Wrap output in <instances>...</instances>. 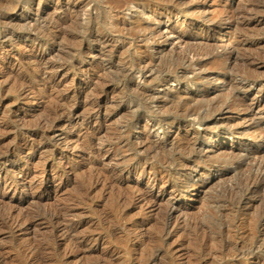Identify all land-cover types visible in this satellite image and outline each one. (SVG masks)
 I'll return each instance as SVG.
<instances>
[{"label":"rangeland","instance_id":"obj_1","mask_svg":"<svg viewBox=\"0 0 264 264\" xmlns=\"http://www.w3.org/2000/svg\"><path fill=\"white\" fill-rule=\"evenodd\" d=\"M123 1L0 0V264H264V185H254L257 170L225 163L199 165L194 158L206 156L209 151L204 147L208 145H230L234 137L226 125L230 118L243 127L255 124V130L264 131V0H230L226 9L223 3L227 1L222 0H155L181 11L171 19L161 15L158 19L164 24L174 26L179 18L185 24L195 21L198 29L203 26L201 29L208 30L219 21H228L241 1L242 17L232 25L245 23L247 31L238 32V40L233 39V46L241 49L238 61L226 62L236 65L239 77L234 83L245 89L248 86L246 94L238 93L248 111L238 115L222 103L229 95V86H225L228 90L221 88L224 95L219 93V99L211 95L204 101L202 93L213 90L212 86L203 89L206 81L186 85L173 78L168 82L179 95L193 94L203 99L194 104L202 103L200 114L205 110L213 116L203 123L194 120L196 115L189 120L183 117L181 108L175 106L176 102L168 103V98L143 101L134 94L132 80L135 77L139 81L140 74L127 73L128 65L148 54L163 73L188 74L189 79L194 75L180 66L177 58L163 57L162 62L157 56L155 49L161 47L158 43L167 38L171 42L173 35L150 44L136 43L137 36L124 26L132 10H122ZM193 1L204 3L198 10L201 12L189 13L188 7L197 4ZM248 8L254 9L252 13ZM216 78L212 79L215 85ZM164 86L157 83L152 90L162 94ZM198 86L202 87L200 91H196ZM178 97L175 93L171 98ZM170 122L174 131L166 132L167 136L163 129ZM191 122L200 132L206 124L216 125V134L225 140L208 144L202 137L196 153H172L171 139L176 135L192 138L191 131L185 129ZM140 125H148L149 131ZM139 134L150 135L155 141L165 136L168 149L159 152L162 155L137 154L134 143ZM263 146L264 142H258L255 148L263 150ZM183 160L199 171L190 168L184 178L169 172L181 170ZM33 171L37 178L32 186L20 179V174ZM12 174L13 179L9 177ZM201 174L207 175L200 181L206 187L203 192H184L182 188L172 193L173 185L186 178L193 182ZM36 185L52 190L40 194L34 191ZM249 185L257 187V193L248 197ZM31 191L40 198V205L27 200L25 195ZM151 196L158 202L153 207L145 200ZM169 203L174 204L172 208L186 205L191 209L181 231L165 216ZM62 209L68 212L60 224L52 222V214ZM14 222L22 228H16ZM66 223L76 227L72 239L60 229L55 234ZM54 234L55 242L48 243L54 240ZM40 244H48L49 250L40 255V261L29 262L27 249Z\"/></svg>","mask_w":264,"mask_h":264},{"label":"bare ground","instance_id":"obj_2","mask_svg":"<svg viewBox=\"0 0 264 264\" xmlns=\"http://www.w3.org/2000/svg\"><path fill=\"white\" fill-rule=\"evenodd\" d=\"M157 1V0H156ZM160 1V0H159ZM201 1V0H200ZM198 1L195 2L197 4H193L191 6L188 7V11L189 13H191L190 10H195L196 12L202 8L204 5V3L202 4L201 2ZM209 1V0H206V2ZM211 1V0H210ZM227 1V2H225ZM230 0H222V2H225L223 3L224 4V7L226 9V7L228 6V2ZM242 1V0H241ZM240 1V3H241ZM18 2V1H17ZM163 2V1H162ZM176 2V1H175ZM181 2V1H180ZM183 5L184 3H186L185 1H182ZM192 2V1H191ZM190 2V3H191ZM203 2V1H202ZM205 2V3H206ZM243 2V1H242ZM13 3V2H12ZM161 3V2H160ZM169 3V2H168ZM179 3V2H178ZM209 3V2H208ZM212 3V2H210ZM214 3V1H213ZM231 3V2H230ZM240 3L238 4L237 8L234 9V7H231L234 9L233 12H231V16L229 17L228 21L225 22V21H219L220 24H218V26L214 27V28H211L210 30L208 29H201L197 27V24L194 25L193 23H186L185 24V21L181 22L182 19H178L176 20V24H174V26H169L167 24H164L163 22H161V20H159L158 18H160L161 15H166L169 17V19H171L170 16H177L181 11H175V9L173 7H169L167 5V3H163V4H159V2H155V0H124L123 1V5L120 4V6H122V10L124 11H128V10H132L131 14H129V18L127 16V18L125 19V23L126 25L124 26H127L128 27V31L130 32H133L134 37H136L135 41L136 43H140V42H145V43H149L150 41L151 42H156L157 39H162L163 37H166V35H173L174 36V39L169 42V40L165 39L163 42H159L158 44L161 46L159 48H156L155 50L157 51V56L159 55V57L161 58L160 61L163 62V57L167 58V57H171V58H177V61L180 62V66H183V67H186V68H189L190 69V72H192V74L194 75V77L192 79H189L187 76L188 74H182L180 75V73L178 72H170V73H163L165 72L164 70L161 71L160 68H158V66L155 65V63L150 59L151 56L148 54V56H146V58L142 59V60H137L135 59L136 62H132L128 68V72L127 73H130L132 74L134 71L138 72L140 74V79L139 81L135 80V77L133 78L132 82L134 83V88L132 89L134 94L138 97V98H141L142 100L143 99H147L148 101L149 100H160V98H168L169 100L167 101L168 103H171V102H176V107H178L179 109L181 108V110L183 111V117H185L186 119H188L190 117L193 116V115H196V118L194 119L197 123H203L205 122L208 118H213L212 116V112H210V115H209V112L208 111H205L204 110V114H200L201 112H199L200 106L202 103H199V104H194L195 102L198 103V102H202L200 101V97L199 98H196L195 96H189V97H185L184 94L182 95H179L178 93V89H173L171 87L168 86V82L170 80H173V78H175V80L177 79L178 82L179 80L180 81V84L181 83H184L186 85H188V83H199L200 81H206V84L203 86V89L209 87V86H212L213 87V90L210 91V92H204L202 93V96L204 98V101H205V98H209L211 95H215L219 96L220 94L219 93H222V90L221 88H224L225 86L228 88L229 86V95L227 94L225 96V98L223 100H225L224 102V105L227 106V109L230 110V112L234 111L235 113H237L238 115H240L241 113H244V112H247L248 111V108H247V104L244 102V100L240 97L239 98V95L238 93L240 91H242L244 94H246L248 92L247 88L248 86H246L247 88L245 89V86H240L239 84L236 85L235 80H237V78L239 77L237 71L235 70V66L232 67V66H229L228 63L226 62V59L228 60H232V62H237L239 57H240V52H241V49L240 47H236V46H233V42L235 39L238 40V37L236 39V36L238 34V32L240 31H244L245 28L247 27L245 25V23H240V24H235V25H232L233 22L236 20V19H240L239 17L241 16V8L239 7L240 6ZM253 3V2H251ZM24 4V3H23ZM70 4V3H69ZM170 4V3H169ZM180 4V3H179ZM188 3H186L187 5ZM207 4V3H206ZM255 4V3H254ZM112 5V4H111ZM159 5V6H158ZM173 5V4H172ZM175 5V4H174ZM189 5V4H188ZM218 5V4H216ZM226 5V6H225ZM243 5V3L241 4ZM25 6V5H24ZM176 6L178 7V4H176ZM180 6V5H179ZM182 6V5H181ZM180 6V7H181ZM207 6V5H206ZM219 6V5H218ZM216 6V7H218ZM233 6V5H232ZM244 6V5H243ZM247 4L244 6L246 8ZM162 7V8H161ZM210 7V6H209ZM230 7V6H229ZM236 7V6H235ZM242 7V6H241ZM28 8V7H27ZM117 8V7H116ZM133 8V9H132ZM176 8V7H175ZM214 8V7H213ZM258 8V7H257ZM118 10H120L119 8H117ZM156 9V10H155ZM247 9V8H246ZM251 9V10H249ZM113 10V9H112ZM185 10V9H184ZM202 10V9H201ZM198 11L199 12H201ZM209 10V9H207ZM206 10V12H207ZM216 10V9H215ZM218 10V9H217ZM230 10V9H229ZM241 10V11H240ZM252 8H248L247 11H249L250 13H252ZM187 11V12H188ZM204 11V10H203ZM219 11V10H218ZM221 11V10H220ZM219 11V12H220ZM227 11H228V8H227ZM231 11V10H230ZM240 11V12H239ZM246 12V10H243V12ZM256 11V10H255ZM258 11V9H257ZM184 12V11H183ZM186 12V11H185ZM184 12V13H185ZM185 15H189V16H194V15H191L189 13H187ZM194 12V11H193ZM204 12V13H206ZM214 12V11H213ZM212 12V13H213ZM223 14V10L221 11ZM229 12V11H228ZM248 12V13H249ZM259 12V11H258ZM203 13V14H204ZM218 13V12H217ZM123 14V12L121 13ZM202 14V13H201ZM200 14V15H201ZM202 14V15H203ZM216 13H213V17L214 16H217V15H214ZM221 14H218L220 15L221 17H223ZM226 14V13H224ZM257 14V13H256ZM126 15V14H125ZM124 15V16H125ZM197 14L195 13V16ZM199 15V16H200ZM243 15V14H242ZM198 16V17H199ZM211 16V17H212ZM244 16V15H243ZM248 16V15H247ZM89 17V16H88ZM96 17V16H95ZM203 17V16H201ZM212 17V20L210 19H207L209 20V22L214 20V18ZM242 17V16H241ZM246 17V16H245ZM244 17V18H245ZM257 17V16H256ZM185 18V17H184ZM187 18V17H186ZM218 19V17L216 18ZM224 19V18H222ZM250 20V18H247ZM89 20V19H88ZM198 20V19H197ZM202 20V19H201ZM200 20V21H201ZM205 20V18H204ZM234 20V21H233ZM245 20V19H243ZM242 20V21H243ZM249 20H247L249 22ZM171 21V20H169ZM199 21V20H198ZM237 21V20H236ZM240 21V20H239ZM251 21V20H250ZM187 22V21H186ZM203 22V21H202ZM208 22V23H209ZM215 22V21H214ZM218 22V23H219ZM244 22V21H243ZM124 23V24H125ZM206 23V24H208ZM85 24V22H84ZM179 24H181L180 26H178ZM204 24V22L202 23ZM205 24V25H206ZM89 25V23H88ZM200 26V25H199ZM246 26V27H245ZM89 27V26H88ZM36 28V27H35ZM126 28V27H125ZM249 28V27H248ZM37 29V28H36ZM247 31V30H245ZM86 32V31H85ZM130 32V33H131ZM135 32V33H134ZM205 33V34H204ZM242 33V32H241ZM241 33H239L241 36H243ZM132 34V33H131ZM148 34V39H146V35ZM203 34L205 37H203ZM240 36V37H241ZM133 37V36H132ZM197 37H203L204 39L202 41H194L197 39ZM164 39V38H163ZM141 40V41H140ZM171 40V39H170ZM232 40V41H231ZM240 40V39H239ZM138 41V42H137ZM175 41V42H174ZM231 41V42H229ZM36 42V41H35ZM158 42V41H157ZM174 42V43H173ZM240 42V41H239ZM133 43V42H132ZM173 43V45H172ZM238 43V42H237ZM134 44V43H133ZM150 44V43H149ZM42 45V44H41ZM170 45H172V48H170ZM136 46V45H135ZM146 47V46H145ZM170 48V49H169ZM90 49V48H89ZM135 49V48H134ZM137 50L138 47H137ZM141 50V49H140ZM217 50H221V51H217ZM134 51V50H133ZM148 52V51H147ZM140 53V52H139ZM145 53V52H144ZM149 53V52H148ZM135 54V53H134ZM142 54V52H141ZM139 55V54H138ZM153 55V54H152ZM150 56V57H149ZM156 56V57H157ZM153 57V56H152ZM155 57V56H154ZM209 58L207 61H204V58L207 59ZM158 58V57H157ZM159 60V59H158ZM229 62V61H228ZM235 62V63H236ZM159 63V62H158ZM161 63V62H160ZM248 63V62H247ZM258 63V62H257ZM251 64V63H250ZM158 65V64H157ZM160 67V65H159ZM254 67V66H253ZM163 68V67H162ZM176 68V67H175ZM174 68V69H175ZM178 68H176L177 70ZM210 70H216L217 72L214 74V73H208V71ZM180 71V69H179ZM196 72L200 73L199 75L195 74ZM138 74V75H139ZM133 75V74H132ZM133 77V76H132ZM138 77V76H137ZM217 79L216 81H218V84H214L213 83V80L215 78ZM214 78V79H213ZM17 79V78H16ZM132 79V78H131ZM213 79V80H212ZM242 79V78H241ZM18 80V79H17ZM50 80V79H49ZM157 83H160L161 86H166V89L165 91H162L163 93L162 94H159L154 92L152 90L153 88V85L157 84ZM223 83H226V85H223ZM50 84V83H49ZM48 84V85H49ZM214 84V85H213ZM219 84H222V86H218ZM178 85V84H177ZM164 86V87H165ZM179 87V86H177ZM185 87V86H184ZM225 87V88H226ZM183 88V87H182ZM201 86H198L196 91H200L201 90ZM226 88V89H227ZM181 89V88H180ZM227 89V90H228ZM155 90V89H154ZM184 90V89H183ZM182 90V91H183ZM225 90V89H224ZM156 91V90H155ZM187 91V90H186ZM190 91V90H189ZM184 92V91H183ZM182 92V93H183ZM191 92V91H190ZM194 92V91H193ZM192 92V93H193ZM228 91H226L227 93ZM177 93L178 94V100H176L175 98H171L172 96L174 97V94ZM225 93V94H226ZM224 95V94H223ZM177 96V95H176ZM217 96V97H218ZM135 97V98H137ZM214 97L213 100H214ZM211 98V97H210ZM209 98V99H210ZM219 99V97H218ZM221 99H222V96H221ZM137 100V99H136ZM141 100V101H142ZM162 100V99H161ZM203 100V99H202ZM144 101V100H143ZM146 101V100H145ZM163 101V100H162ZM203 101V102H204ZM140 102V101H139ZM166 102V101H165ZM207 102V101H206ZM209 102V101H208ZM213 102V101H212ZM162 103V102H161ZM164 103V102H163ZM168 103H164V105H167ZM193 103V104H192ZM205 103V102H204ZM211 102H209L208 104H210ZM221 104V100L219 102ZM34 104V103H33ZM192 104V105H191ZM208 104H205L206 106ZM212 104V103H211ZM210 104V105H211ZM138 105V104H137ZM171 105V104H170ZM173 105V104H172ZM190 105L192 107H190ZM193 105H195L193 107ZM212 106V105H211ZM209 106V107H211ZM215 106V105H214ZM249 106V105H248ZM175 107V108H176ZM190 107V108H189ZM208 107V108H209ZM217 107V105H216ZM220 107V105H219ZM171 108V107H169ZM168 109V111H170ZM207 108V109H208ZM215 108V107H213ZM226 108V107H225ZM172 109H174L172 107ZM206 109V110H207ZM222 109V108H221ZM100 110V109H99ZM175 110V109H174ZM216 110V109H215ZM214 110V111H215ZM219 109H217L218 111ZM228 110V111H229ZM250 110V109H249ZM221 111V110H220ZM219 111V112H220ZM97 115H100V112L101 111H96ZM172 112V111H170ZM199 112V113H198ZM223 112V111H222ZM152 113H155V111H152ZM181 113V112H180ZM214 113V112H213ZM157 114V113H156ZM179 114V113H178ZM171 115V114H170ZM175 115L174 114V118H175ZM181 116V114H179ZM214 115V114H213ZM194 117V116H193ZM179 118V116H178ZM229 118V117H228ZM246 118V117H245ZM169 119V118H168ZM70 120V119H69ZM189 120V119H188ZM210 120V119H209ZM224 120V119H223ZM240 120V117L238 119H236V121H239ZM144 121V120H143ZM157 121V120H156ZM179 121V120H178ZM187 121V120H186ZM226 121V120H225ZM228 121V120H227ZM159 122V121H157ZM169 122V121H168ZM194 122V121H193ZM221 122V121H219ZM224 122V121H222ZM234 119L230 118V120L227 122L226 125H228L229 129H230V135H232L233 139L231 140V143L230 145H226L225 143L221 142L219 145H217L216 147H209V145L207 147H204L205 151H209V153L206 155V156H203V157H197L195 156V160L197 159L198 160V163L199 165H202V164H215V165H218V166H221L222 163H225V164H233V165H237V167L240 169V168H244L245 166L247 167H251L252 170L255 169L257 170V172L255 173V179H252L254 180V185H259V186H262L264 185V155H261L262 153H264V149L261 150V149H258V148H255V145L258 144V142H261L263 143L264 142V131L263 132H260L258 130H255L256 127H253V125L255 124H251L250 126H247V127H243L241 123L237 122V123H234ZM148 123V122H147ZM156 123V122H155ZM162 123V122H161ZM166 123V121H165ZM186 123V122H185ZM190 123V122H189ZM218 122H213V124H216ZM234 123V124H233ZM134 124V123H133ZM142 124V123H141ZM145 124V123H144ZM149 124V123H148ZM154 124V122H153ZM152 124V125H153ZM171 125L167 126V127H164L163 129V132H164V135H167L165 134L166 132H173V128L171 129V127H174L172 124H174L173 122H170ZM212 123L210 124H206L204 127V131L200 132L199 130L195 129L192 127L193 123L191 122V125L190 127H188L187 125V128H185L188 132L191 131V139H189L188 137H185V136H179L176 135L174 137L173 135V139H171V146L169 149L171 152H184V151H192L190 153H196V148L197 145H198V140L200 138H206L208 140V144H215V141L216 142H220L221 140H225V138H220L215 130V126H211ZM220 124V123H219ZM224 124V123H223ZM259 124V123H258ZM257 124V125H258ZM139 125V124H137ZM204 125V124H203ZM141 126V125H140ZM154 126V125H153ZM157 125H155L156 127ZM163 126V125H162ZM161 126V127H162ZM181 126V125H180ZM186 126V125H185ZM184 126V127H185ZM199 126V125H197ZM201 126V125H200ZM219 126V125H218ZM242 126V127H241ZM142 127V126H141ZM179 127V126H178ZM240 127V128H239ZM151 128V127H150ZM200 129H202L201 127H199ZM219 128V127H218ZM142 130H146L148 129L147 131H149V127L148 125H143V127L141 128ZM153 129V128H152ZM177 129V128H175ZM183 129V128H182ZM215 129V130H214ZM259 129V128H258ZM151 130V129H150ZM152 131V130H151ZM162 131V130H161ZM184 131V130H183ZM146 132V131H144ZM179 132V131H177ZM219 132V131H218ZM226 132V131H225ZM147 133H150V132H147ZM186 133V132H185ZM187 135V134H186ZM221 135V134H220ZM152 136V134H151ZM168 136V135H167ZM165 137V136H164ZM164 137H159V139H157L156 141L154 139H151L150 135H146L145 137L141 136L139 134V136H137L136 138V144L134 143V150L136 151L137 154H143V156H151V154H161L159 152H163L164 150L168 149V145L169 143H167V139L164 138ZM230 138V137H229ZM156 139V138H155ZM220 139V140H219ZM228 139V138H227ZM249 139H252V141H249ZM100 141V140H99ZM93 141H88V143L91 145ZM104 142H101L99 143V145H103ZM130 143V142H129ZM200 144V143H199ZM229 144V143H228ZM132 145V144H130ZM203 146V144L201 145ZM212 146V145H211ZM264 147V146H263ZM203 148V147H201ZM234 148V149H233ZM244 150V151H243ZM168 151V150H167ZM204 151V150H203ZM204 151V152H205ZM165 152V151H164ZM172 152V153H173ZM199 152V151H198ZM187 154V152H185ZM189 153V152H188ZM153 154V155H154ZM155 154V155H156ZM171 154V153H170ZM11 155V154H10ZM154 155V156H155ZM162 155V154H161ZM159 156V155H158ZM177 156V155H176ZM180 156V154H179ZM188 156V155H187ZM11 158V157H10ZM142 158V157H141ZM178 159V157H176ZM3 159V158H2ZM184 159V158H183ZM193 159V158H192ZM194 160V161H195ZM196 160V161H197ZM187 161V160H186ZM163 162V161H162ZM165 162V160H164ZM177 162V161H176ZM180 162V161H178ZM192 162V161H191ZM169 163V162H168ZM197 163V162H196ZM138 164V163H137ZM190 164V163H189ZM236 167V168H237ZM182 169L179 170V171H175L173 172V170L169 171L170 173H176V175H178L179 177H185V172L186 170L192 168L193 172L194 171H199L198 170V167L196 166H193V167H190L188 165V163H184V160H183V163H182ZM248 168V169H249ZM11 170V169H10ZM176 170V169H175ZM250 170V169H249ZM6 172V171H5ZM168 174V172H167ZM7 175V174H6ZM181 175V176H180ZM254 175V174H253ZM252 175V176H253ZM170 176V175H169ZM204 176V177H203ZM201 174V176H196L197 179L193 182H190L187 178L184 179L179 185H173L172 186V193L174 192H177L179 191V189H182L184 188V192L186 191H191V192H194L195 194H199L201 192H203V190H205V185L202 183H200V181L207 177V175H203ZM9 177H11L13 179V174L10 175ZM20 179L21 180H24V181H29V184L32 186L34 183V180L37 178V174L33 171L31 173H27L26 174H20ZM176 177V176H175ZM249 181V180H248ZM25 182V183H26ZM14 183V182H13ZM12 183V184H13ZM173 184V183H172ZM247 185V184H246ZM252 185V184H251ZM251 185H249V187H247L248 189H246L247 193L246 195H251V194H255L257 193V187H252ZM9 186V184H8ZM37 186V185H36ZM34 187V191L38 190V192H40V194H44V193H47L49 192L50 190H52L51 187H40L39 185L37 187ZM5 187V186H4ZM27 187V186H26ZM29 187V186H28ZM9 188V187H8ZM261 188V187H260ZM4 189V188H3ZM31 189V188H30ZM29 189V190H30ZM164 189V188H163ZM5 190V189H4ZM32 190V191H33ZM260 190V189H259ZM7 191V189L5 190ZM9 191V190H8ZM31 191V194L30 192L25 196H27V200H29V202L31 204H36V205H40V198L38 196L35 195V193L33 192L32 193ZM37 192V191H36ZM6 193V192H5ZM4 193V194H5ZM245 193V192H244ZM258 195V194H257ZM254 196V195H253ZM252 196V197H253ZM246 198V197H245ZM248 199V198H247ZM146 200V203L148 205H151L153 207V205H157V200L155 198H153L152 196L150 197V199H145ZM28 202V201H27ZM174 204L172 203H169L168 205V211H167V216L168 217V220H173L175 221V226L177 231H181L183 228H184V223L187 221L188 219V215L190 214V212L188 210H191L189 209V206H183V208L179 207V206H176V207H173ZM247 208V207H246ZM66 211L68 212V209H62L60 210L57 214H52V222H57L59 223V221L62 219L63 215H65ZM6 219V218H4ZM7 221V219H6ZM5 221V223H6ZM168 224L170 223L169 221H167ZM7 224V223H6ZM15 225L16 228H20L21 225H19V223H13ZM32 223L29 224V226L31 225ZM36 224V223H34ZM60 224V223H59ZM5 225V224H4ZM61 227L56 229L55 230V234L57 235L58 231H64L66 232V235H68V237L70 239L74 238V233H75V230H76V227H74L72 224L70 223H66L65 225H60ZM22 228V227H21ZM60 229V230H59ZM53 235L51 237V239H54L52 241H49L48 240V243H54L55 242V236L56 235ZM48 245V244H47ZM47 245H37V246H34L32 248H28L27 251H28V261L29 262H34V261H40V255L47 252L48 247Z\"/></svg>","mask_w":264,"mask_h":264}]
</instances>
